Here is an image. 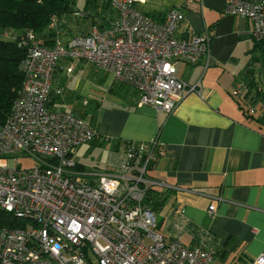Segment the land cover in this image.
Returning <instances> with one entry per match:
<instances>
[{"label": "built area", "instance_id": "2783aa9c", "mask_svg": "<svg viewBox=\"0 0 264 264\" xmlns=\"http://www.w3.org/2000/svg\"><path fill=\"white\" fill-rule=\"evenodd\" d=\"M137 1L142 0H111L119 15L111 27H92L66 45L59 40L51 47L39 44L30 30L21 37L27 49L25 79L0 124V160L14 164H0V207L23 218L25 225L0 229V264L213 263L209 230L189 232L183 222L165 225V233H159L156 215L140 203L148 184L164 185L145 176L147 165L157 159L155 138L126 141L117 162L110 158L96 173H83L72 154L93 140L95 130L84 116L47 104L63 56L111 72L136 91V104L156 110L171 112L187 94L199 93L196 85L176 77L175 62L195 64L208 51L210 35L179 37L175 31L184 18L179 6L156 20L136 9ZM223 12L246 18L249 35L264 42V0H225ZM60 90L55 88L58 94ZM16 152L38 164L22 166L12 156ZM215 208L213 201L208 206L211 218ZM185 230L194 241L190 246L180 240ZM231 264H264V254Z\"/></svg>", "mask_w": 264, "mask_h": 264}, {"label": "crops", "instance_id": "0c3cea01", "mask_svg": "<svg viewBox=\"0 0 264 264\" xmlns=\"http://www.w3.org/2000/svg\"><path fill=\"white\" fill-rule=\"evenodd\" d=\"M185 1L142 0L134 4L156 20L162 19L170 7L179 6L184 18L175 35H210L208 51L195 64L175 62L176 77L196 85L199 93L187 94L173 111L136 104V91L103 69L97 80H79L72 86L65 79L79 60L66 59L56 69L53 84L71 102L82 101L86 107L77 111L69 103L68 110L84 116L96 132L93 140L80 144L72 154L80 172L96 173L110 158L117 162L122 142L155 138L158 156L153 174L173 189L161 225L173 227L186 222L187 227L207 229L220 247L228 245L231 262H249L264 254V99L258 102L257 109L251 106L254 116L262 120L251 119L234 97L243 92H232L238 83L247 92L246 80H257L264 88L263 63L257 60L261 62L257 68L250 64L252 57L246 60L245 55L242 79L240 56L245 54L242 51H252L251 42L246 40L251 38L250 22L224 14L225 0H193L190 6H185ZM79 12L83 14L84 10ZM90 12L102 25L96 26L100 31L110 28L119 16L117 12L103 16L98 10ZM80 17L83 26L78 22L74 29L71 17L60 20L58 38L62 43L89 33L93 17ZM127 86L133 91L128 92ZM54 108L68 111L65 107ZM96 147L103 149L106 158H99L100 166L86 167L84 161ZM213 201L216 208L211 218L208 206ZM183 234L187 236L185 243L192 241L186 230Z\"/></svg>", "mask_w": 264, "mask_h": 264}, {"label": "trees", "instance_id": "16d2710c", "mask_svg": "<svg viewBox=\"0 0 264 264\" xmlns=\"http://www.w3.org/2000/svg\"><path fill=\"white\" fill-rule=\"evenodd\" d=\"M73 3L74 0H0V28L11 29L14 31V33H11V39H0V124L3 123L8 117V114H10L13 103L20 94L24 83L25 72L22 68V64L23 60L27 56V49L25 45L20 44V41L21 37L28 30L33 32L35 39L39 44L51 47L57 40L60 41L58 38L60 35V20L71 17L69 16V13H72L74 18H82L80 17L82 15L86 18L92 16V28L96 26L102 27V25L99 24V21L96 19V15H91V9L94 11L98 10L101 13V16L106 13L111 14L116 12L111 6V0H87L86 9H84V12L87 13L86 15L84 12L81 14L79 10L74 9ZM75 12L78 14H75ZM52 18L54 19V26H50ZM5 34L9 36L8 33ZM86 34L88 33H83L82 35ZM67 41L64 43L60 42L62 45H66ZM255 50H260L264 54V42L253 39L252 51ZM66 59H68V61H85L63 56L59 59L56 69H60V65ZM261 61L264 68V55H262ZM252 63H254L253 59L250 64ZM246 84L248 86V90L245 97L250 101L252 106L255 102H259L264 99V88L259 86V82L257 80H246ZM55 88H59V86H55L53 84L52 90L49 93V101L47 104L51 107L56 104L57 99L59 98V94L55 92ZM232 95H234L233 92ZM240 107L242 108L243 106L240 104ZM250 108L253 107H249V109ZM249 109L247 111L243 109V113L246 117L251 119L253 117L257 120H262L261 118H256L254 116V110L250 112ZM122 144L124 145L125 142H122ZM157 156L158 153H156V157ZM155 164L156 161H152L147 165L145 176L158 182H162L153 174ZM76 168H79L77 164ZM172 196L173 189L165 185L148 184L146 186L145 194L143 195L140 203L156 215L158 226L162 224V219H164L165 214L164 209L168 202L171 201L170 199ZM24 225L25 220L23 218L17 217L0 207V229H19L23 228ZM187 228L189 232H195L197 230V228H191V226ZM183 243L190 246L194 243V241L192 239L189 243ZM211 245L214 250V261L217 259H226L228 255V245L220 247L217 244V239L215 237H213ZM233 262L234 261L231 263Z\"/></svg>", "mask_w": 264, "mask_h": 264}, {"label": "rangeland", "instance_id": "374dc122", "mask_svg": "<svg viewBox=\"0 0 264 264\" xmlns=\"http://www.w3.org/2000/svg\"><path fill=\"white\" fill-rule=\"evenodd\" d=\"M86 1L87 0H74V3H73V8L74 9H78V10H84L86 9ZM69 16H71L72 18V25H73V29L74 27L77 25V23L79 22V25L80 26H83V23L81 22L83 19L82 18H79V17H76L74 18L72 13H69ZM14 33L13 30L11 29H1L0 28V39H11L12 36H11V33ZM74 32H76V29L74 30ZM5 33H8L9 36H7ZM246 40H249V42H251V46L249 45V48L250 50L252 49V42H253V39L252 38H248ZM248 48V49H249ZM243 53L245 52V54L242 56H240V60H239V65H241V69L239 70V74L241 76L244 75V70H243V67H244V60L246 58V60L250 59L252 57L253 59V62H254V65L258 68L259 66H261V62H257V60L261 59L262 55H264L260 50H255V51H250L248 52L247 50L245 51H242ZM246 55V57H245ZM245 57V58H244ZM257 59V60H256ZM245 60V61H246ZM177 62V61H176ZM178 63V62H177ZM74 66V65H73ZM63 74H65V71L63 72ZM102 74V71L100 69H97L96 67H94L92 64H90L89 62H86V61H75V69L74 71L72 72V74L68 76L67 79H65V81L69 82L72 86L77 83L79 80L81 81V83H83L86 79L87 80H91V79H95L97 80L99 76H101ZM245 76L242 77V79L244 78ZM56 76L53 78V82L56 81L55 80ZM53 82H52V85H53ZM98 86V85H96ZM259 86L261 87V85L259 84ZM100 87V86H98ZM60 88V87H59ZM127 90L128 92H132L133 90L130 89L128 86H127ZM241 91L243 92L242 95L240 96H234L237 101H239L241 103V105L243 106L244 110H248L249 107L252 106V104L250 103V101L245 97V89L244 87H242ZM60 95V94H59ZM67 94L63 93L62 95L59 96V98L57 99V102L56 104L54 105V107H65V109H69V103L73 106H75L76 110L78 111V109H80V107H86L85 105H82V101H77V102H71L70 100V97L66 96ZM62 100V103H60ZM253 106L257 109L258 108V101L255 102L253 104ZM70 111V110H68ZM9 115V114H8ZM108 153V149L106 150V154ZM103 149H101L100 147H96V148H93V152L91 153V155L89 156V158L85 161V165L86 167L88 166H95V165H101L102 161L100 162L99 158H103L105 159L106 155H103ZM13 157H16L19 161V163L22 165V166H34V165H37L38 162L36 160H32L31 158L29 157H24L20 152H16L15 154L12 155ZM106 163V162H105ZM104 163V164H105ZM0 164H6V161L4 160H0ZM103 164V166H104ZM76 173H78V171H76ZM164 226L163 225H157V228H156V231L159 232V233H162L164 234L165 233V230L163 228ZM187 239V236L185 234H182L181 237H180V240L182 241V243L184 242V240ZM231 259H232V256L231 255H228L226 257V259L224 260H221V259H217L215 261V264H229L231 263ZM93 264H98L97 260H94Z\"/></svg>", "mask_w": 264, "mask_h": 264}, {"label": "bare ground", "instance_id": "6f19581e", "mask_svg": "<svg viewBox=\"0 0 264 264\" xmlns=\"http://www.w3.org/2000/svg\"><path fill=\"white\" fill-rule=\"evenodd\" d=\"M6 165H14V164H11V163L6 162Z\"/></svg>", "mask_w": 264, "mask_h": 264}]
</instances>
